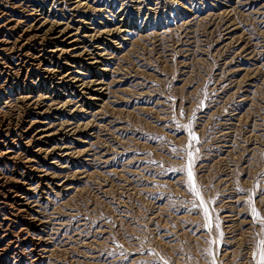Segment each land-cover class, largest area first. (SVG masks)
<instances>
[{"label": "rangeland", "instance_id": "rangeland-1", "mask_svg": "<svg viewBox=\"0 0 264 264\" xmlns=\"http://www.w3.org/2000/svg\"><path fill=\"white\" fill-rule=\"evenodd\" d=\"M52 27L38 43L44 65L0 48V119L11 120L1 135L24 143L48 128L56 148L36 162L48 176L30 197L51 250L26 264H255L264 225L247 202L264 215V0H0V40ZM59 71L70 76L44 84ZM189 153L211 230L186 173L170 170Z\"/></svg>", "mask_w": 264, "mask_h": 264}, {"label": "bare ground", "instance_id": "bare-ground-1", "mask_svg": "<svg viewBox=\"0 0 264 264\" xmlns=\"http://www.w3.org/2000/svg\"><path fill=\"white\" fill-rule=\"evenodd\" d=\"M55 29L52 27L47 29L43 33H41L43 29H40V31L37 32L28 33L26 42H24L23 44H20L21 40L19 38L12 41L6 40V38L1 39L0 40L1 52H3V50L4 51L10 50V53L15 51L20 53L19 56H21L22 58H26V57L29 58L30 56L32 59V63L34 65L36 66L42 65L43 62L47 60L46 58L45 59L43 58L45 57L46 52H44L45 53L44 56L41 54L43 52V49L40 48H39L40 50L38 49V43L40 45H44V42L47 41L49 37H53L54 34L53 31H55ZM57 50H60L63 53L65 52V49L64 50L58 49V47ZM6 56L12 57V55L8 53V55L7 54L3 56L1 55V59L4 60V57ZM5 59L8 60L9 58H5ZM21 64L25 65V63H21ZM52 66L53 65L50 66L51 70L54 71L56 67L54 66L52 67ZM20 68H22V66ZM16 73L19 72H14V76ZM50 73L52 72L50 71ZM50 73L46 74L49 76H46V79L44 81L45 85L48 84H50L51 86L55 85L54 78H57L55 77L57 75H61L62 79L64 80L66 77L70 76V75H66L65 73L62 74L60 73V71L59 73L57 74L55 73L53 75H51ZM16 78H19V74H16ZM61 83H63V85H66V88L68 87L67 82H66L67 84H65L63 81ZM57 85H61V84L57 83ZM22 93L24 95L19 97V100L27 101L28 97L25 95L26 92L22 91L21 94ZM28 122L30 124L29 128H32L33 127L32 125L38 123V121L36 120L35 121L29 120ZM21 123L24 122L19 121L15 125L21 128H26L25 126L28 125L25 124V126H23L24 124ZM10 125H11L10 119H5V118L0 119V165L2 164L1 165L2 167L11 166L13 170L12 173L7 174V172H4L2 169H0V206L1 209L2 208L10 209L11 212L7 218H0V264H10L11 262L9 261L8 257H11L13 259V264H26L27 258L30 257H35L34 263H37L39 262L40 257L42 255L36 253V251L43 254L46 251H50L51 249L48 248V245L46 243L47 238H45V236H47L46 229L48 223L47 221L39 218L40 213H38L32 207V204L30 202V197H32L31 194L34 192L32 191L34 178L38 177L37 178L38 181H43V180H47L46 177L48 176L47 173L43 175H36L35 173L37 172L36 162L39 159L41 160L43 156L46 157L50 154L55 155L56 148H53L50 151L46 146V144L48 143L47 141L48 135L46 134L47 132L46 130L48 128L39 129L31 136L24 137L26 138V141L24 143H21V141L20 142L18 141V139L20 140V138L17 134L8 138L1 135L3 130L10 129ZM17 144L20 145L21 147H18ZM32 145H35V147H37L35 151H31ZM18 227L19 230L17 231L16 228ZM32 230H35V233L37 232L36 234L40 237L36 239V241H34V244H32L33 247L31 246L32 249L29 253H20L22 250L20 251L18 247L20 245L21 248L23 249L24 245L21 244L22 242H26L27 240H29L28 242H33L32 238L34 239V236L32 237L31 235V232H33ZM29 236H31L32 238H30ZM13 249H14V253L12 254Z\"/></svg>", "mask_w": 264, "mask_h": 264}, {"label": "snow or ice", "instance_id": "snow-or-ice-1", "mask_svg": "<svg viewBox=\"0 0 264 264\" xmlns=\"http://www.w3.org/2000/svg\"><path fill=\"white\" fill-rule=\"evenodd\" d=\"M189 135L191 136L192 139H196V136L194 133L189 131ZM173 153H177L176 148L172 149ZM178 155V153H177ZM193 159L194 156L192 153L188 154V161L187 164L184 166H181L179 168H173L170 169L171 171L174 172H181V173H186V180L182 181L184 183L189 192H191L196 200L199 201V203H196L193 201V208H203V212L205 215V218L207 219L208 223L204 225V227L208 228L211 230L212 228V217L209 213V209L205 203L204 197L202 195L200 187L197 185L196 178H195V173L193 171ZM259 187V183H257V188ZM239 191H246L244 189H239ZM249 205L251 206V214L255 217L256 221L260 223L261 225H264V215H262L257 208L254 205L253 199L250 197L248 202ZM222 235V233H221ZM211 243L215 244L216 241L213 240ZM253 259L255 261V264H264V239L260 240L257 244V252L253 254ZM160 260H163V257H160ZM164 264H169L168 261L164 260Z\"/></svg>", "mask_w": 264, "mask_h": 264}]
</instances>
